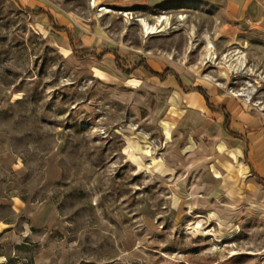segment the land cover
<instances>
[{
  "label": "rangeland",
  "instance_id": "374dc122",
  "mask_svg": "<svg viewBox=\"0 0 264 264\" xmlns=\"http://www.w3.org/2000/svg\"><path fill=\"white\" fill-rule=\"evenodd\" d=\"M220 8L0 0L1 264H264V34L223 39ZM105 49L172 69L248 139Z\"/></svg>",
  "mask_w": 264,
  "mask_h": 264
},
{
  "label": "crops",
  "instance_id": "0c3cea01",
  "mask_svg": "<svg viewBox=\"0 0 264 264\" xmlns=\"http://www.w3.org/2000/svg\"><path fill=\"white\" fill-rule=\"evenodd\" d=\"M116 1L117 2L118 1H120V2L126 1L127 3H134L135 5H140L143 7L160 8V9L166 10V11L173 10L174 12H177V13H183L187 10L186 8L192 9L194 7H197L201 3V0H116ZM212 1H214V0H212ZM220 1H221V8H220V12H219V19L216 18L219 20L217 22L218 24L216 26V32L219 34L220 37H222L225 40H233V39L238 38L239 36L249 34V33L264 34V0H220ZM207 2H210V1H207ZM47 19H48V17H47ZM53 21H54V19H53ZM48 22H49V20H48ZM63 28H65V27H63ZM65 29H67V28H65ZM59 33H64L67 35L66 32H59ZM69 33L71 34L70 31H69ZM67 38H68V35H67ZM68 42H69V39H68ZM69 46H70V44H69ZM144 61H146V60H144ZM146 63L148 64L147 61H146ZM148 66L151 68V66L149 64H148ZM167 69H170V68H165L163 71L159 72V71H155L151 68V70L157 74H162ZM138 70H141V69H138ZM170 70H172V69H170ZM143 72H145V71H143ZM173 72L176 73L175 71H173ZM146 75L148 78H151L153 80H157L159 83L168 85V87L171 90L176 91L178 94L184 96L185 100H187L190 103L189 104L190 107H193V108L203 107L209 113H211L213 115H218L221 119L222 130H223L224 117L221 113H214L211 110H209V108L205 102V99H204V95H207L209 97L208 102L211 106H213L215 108L221 107L230 115V131L241 137V139H239L238 141H243L245 139H248L242 133L233 131L232 123L234 122V117H233L230 109L228 108V105H226L224 102L223 103L222 102H219V103L212 102L210 95L208 93H206V92H204V91L200 90L199 88L194 87L192 85H187L186 83H184V81L181 79V76L178 73H176V75L178 76V80L174 76H168L164 82L160 81L156 77L149 76L147 73H146ZM186 89H190V90L186 91ZM260 129H262V128H260ZM260 131L261 130H259V132ZM253 133H254L253 135L258 134L257 132H253ZM227 136L233 140H237V139H235L229 135H227ZM247 156L248 155H246V158H248ZM242 158H243V160L245 159L243 152H242ZM249 164H248V167H249ZM252 171L264 180V166H261V168L258 169L259 173L256 171V169L254 167L252 168ZM250 172H251V170H250ZM257 184L261 185L258 182H257ZM261 186H263V185H261ZM1 225L3 226V224H1V222H0V226ZM0 229H1V227H0ZM27 236L28 235H26L25 238ZM1 262L2 261H0V264H1Z\"/></svg>",
  "mask_w": 264,
  "mask_h": 264
},
{
  "label": "trees",
  "instance_id": "16d2710c",
  "mask_svg": "<svg viewBox=\"0 0 264 264\" xmlns=\"http://www.w3.org/2000/svg\"><path fill=\"white\" fill-rule=\"evenodd\" d=\"M28 13H32L34 15H46L48 17V20H49V23L51 24L52 28L56 31V32H66L67 35H68V39H69V44H70V49L72 51V54L79 60H82L84 59L85 56L89 55L90 54V50L88 49H82L84 46L81 42H75L71 36V34L69 33V31L63 27H57L53 21V18L49 15V13L47 12H44L42 10L38 11V12H33V11H30L29 9H26ZM82 49V51H78ZM107 54H111L113 57H114V65L115 67L117 68V70H119L121 73L125 74V75H131L133 73H135L138 69H141L143 71H145L149 76L151 77H156L158 78L160 81L164 82L168 76H174L175 78H177L178 80V76L176 75V73H174L172 70L170 69H167L165 70L162 74H157L155 72H153L151 70V68L148 66V64L146 63V61L144 60H141L137 63H135L132 67H128V68H125L122 63H121V60H120V55L117 51L115 50H111V49H106V50H103L101 51L98 55H95L93 53V56H95V58L98 60V61H101L103 59L104 56H106ZM190 89H186V91H189ZM204 99H205V102L209 108V110H211L212 112L214 113H221L224 117V123H223V131L239 140L241 139V137L237 134H234L230 131V115L221 107L219 108H215L213 106H211L208 102L209 100V97L207 95H204ZM244 157L246 159V149H244ZM252 172V175L255 179L256 182L260 183L261 185L264 186V180L262 178H260L258 175H256L253 171ZM26 243V242H25ZM24 243V244H25ZM25 246V245H24ZM19 247V246H17Z\"/></svg>",
  "mask_w": 264,
  "mask_h": 264
}]
</instances>
